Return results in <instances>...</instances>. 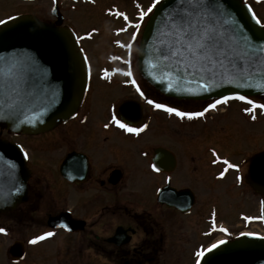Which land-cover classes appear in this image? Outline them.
Here are the masks:
<instances>
[{"label":"flooded vegetation","instance_id":"1","mask_svg":"<svg viewBox=\"0 0 264 264\" xmlns=\"http://www.w3.org/2000/svg\"><path fill=\"white\" fill-rule=\"evenodd\" d=\"M47 1L50 7L45 10V18H39L72 28L69 25L71 19L59 4L70 0ZM243 1L252 7L264 25V0ZM52 7L57 8V16H54ZM77 34L81 36L82 32ZM126 64L127 72L131 73L129 81L107 79L105 72L96 78L91 76L86 97L77 114L53 130L23 135L0 127V138L7 136L9 139H5L12 145L2 154L8 155L10 160L7 166L10 176L19 181L16 194L25 196L14 209L0 213V228L5 229L0 232V238L10 243L5 248L7 264H25L29 246H40L53 235L62 237L56 242L51 257L48 256L50 264H166L168 242L181 243L182 237H187V244L190 242L189 233L182 234L184 229L179 223L180 218L196 217L201 205L200 188L209 196L216 188L225 192V239L264 232L263 195L247 183L251 159L264 150L260 146L254 151H244L239 142H231L227 133L223 143L212 141L210 136L215 131L209 132L210 128L202 130L203 136L199 141L197 130L200 119L206 122L213 116L211 114L218 112L222 116L231 104L241 106V114L249 122H259L262 97H248L256 105L254 108L248 100L241 103L220 100L221 103L205 112L209 104L218 100L167 98L148 83H143L138 76L133 77L132 61ZM113 85H119L128 92H123L121 98L119 93L110 98V94L101 92ZM148 88L155 93L148 92ZM149 100L183 112L204 114L181 117L165 108L155 107ZM124 102L131 105L130 124H127L141 131L128 132L113 120L115 116L126 123L120 115ZM248 108H253V111H245ZM137 109L140 115L135 117L136 113H133ZM216 135L219 136L218 131ZM191 142L197 151L199 145L203 146V160L191 156L192 151L187 150L190 153L187 157L183 153L188 161V176L182 177V157L178 150L182 144ZM180 177L185 179V184L180 183ZM149 181L157 184L153 192ZM175 192L183 193L181 208L169 207L166 203L167 193ZM159 193L163 203L158 200ZM137 197H141V201H136ZM240 197H252L249 199L251 204ZM212 198L203 200L206 204L200 217L209 227L199 233L198 217L196 237L208 239L214 236L215 229L210 225V219L212 214L218 215V210L213 207ZM232 198L235 203H232ZM252 204L257 205L254 211H251ZM247 207L249 212H246ZM59 215H62V225L54 228L49 219ZM36 229L41 231L35 232ZM46 232L53 235L32 243L34 237L43 236ZM22 253L24 257L18 260ZM34 257L47 259L41 251ZM29 264L38 262L30 260Z\"/></svg>","mask_w":264,"mask_h":264},{"label":"water","instance_id":"2","mask_svg":"<svg viewBox=\"0 0 264 264\" xmlns=\"http://www.w3.org/2000/svg\"><path fill=\"white\" fill-rule=\"evenodd\" d=\"M179 0H162L150 16L140 41L138 66L143 78L167 97L206 101L238 95L262 96V76L254 71L264 59V27L256 23L252 9L242 0H220L229 19L220 20L217 29L232 28L224 36L232 51L243 56L232 67L223 57L194 61L177 44L163 13L177 7ZM234 39H228L233 37ZM244 37L256 45L248 54ZM173 53H178L173 55ZM252 74L251 79L241 75ZM171 85V87H169ZM87 86V70L73 34L66 28L41 22L33 15H20L0 25V126L16 133H40L74 115ZM130 103L120 108L130 122ZM136 113V114H135ZM140 115L139 109L133 115ZM10 147L0 140V152ZM160 153L158 152V155ZM7 159L6 154L4 155ZM0 153V212L12 210L22 198L11 196L13 178ZM248 183L264 194V152L252 158ZM169 207L181 208L182 192L167 193ZM159 201L162 194H159ZM163 203V202H162ZM61 218L50 219L58 227ZM57 223V224H56ZM198 264H264V237L243 235L221 242L207 250Z\"/></svg>","mask_w":264,"mask_h":264},{"label":"rangeland","instance_id":"3","mask_svg":"<svg viewBox=\"0 0 264 264\" xmlns=\"http://www.w3.org/2000/svg\"><path fill=\"white\" fill-rule=\"evenodd\" d=\"M76 3H72L71 9L68 6L67 2L59 3L64 8L66 16L71 19L69 25H72V28L77 32H82L84 40L83 51L85 57L90 61L93 71H94V78L97 77V70L98 75L103 70H114L123 68L124 62L127 60L128 51L125 48H117L115 44H123L124 46L129 47L130 42L137 38V31H135V27L130 30L131 27L127 26V21L123 20L119 15L121 13L127 17V20L130 24L135 25L136 17H138L140 11L147 12L148 8L153 5V0H75ZM159 1V0H157ZM158 4V3H156ZM53 3L51 4V6ZM50 7V3L47 0H0V20L6 19L13 14H22L27 12H32L36 14L38 17L45 18V10L46 8ZM147 18V17H146ZM143 21V19H142ZM73 23V24H72ZM145 24V21L142 22ZM129 28V29H128ZM129 31V34L120 35V31ZM91 33V35H88ZM126 36V37H125ZM141 32L138 35V38L133 43V57L132 60L134 61L135 67H137V50L140 42ZM129 43L128 45L126 43ZM130 49V48H129ZM137 70V68H136ZM139 78L140 75L137 71H135ZM144 83V81L142 80ZM150 93H155L152 88H148L147 90ZM99 92V89H98ZM101 92H105L110 94V98L115 97V93H119V97H122L123 92H128L127 90H123L119 85H113L110 87H106ZM263 105H264V97H263ZM224 109V108H223ZM241 106L238 104H231L229 109H227L226 114L224 113L222 116H219V112L207 119L206 122L198 121L199 127V141L202 139L203 134H201L202 130L205 128H210V131H215V133L211 134L210 138L212 141L216 140L217 143H223L225 134L229 135L231 142L236 141L239 142L240 145L244 148V151L249 150H257L261 146V149L264 150V108L262 112V117L260 121L257 123L249 122V119L241 114ZM149 114L152 115L151 112ZM207 123V124H206ZM206 124V126L204 125ZM194 126V125H193ZM218 131V135L217 134ZM208 132V134H209ZM6 139H9L5 136ZM189 140L192 139L191 136L188 137ZM260 141V142H258ZM258 143V144H257ZM261 143V144H260ZM194 143L185 145L182 144L181 150H178L182 157V164L180 171L182 172V177L188 176V161L187 157L190 153L188 151H192L191 156H194L195 159L203 160V153L202 149L203 146L199 145L198 151L193 146ZM201 147V148H200ZM188 150V151H187ZM185 151H187L185 153ZM184 153V157L183 154ZM184 159V163H183ZM180 173V172H179ZM187 174V175H186ZM180 177V179L182 178ZM153 179V177H152ZM154 180V179H153ZM180 183L185 184V179L182 178ZM151 186V191L155 189L157 184L155 185L151 181L148 182ZM202 192L200 194V202L201 205L199 207V211L195 216L188 217V219L180 218L181 222L179 223L184 231L182 234L189 233L190 242L189 244L186 243L187 237H182L181 243L168 242L167 244V255H166V264H196L197 262V255L196 253L203 251L212 243L222 240L226 237V234L221 231H217L214 233L213 238H200L196 237L198 233L197 225L195 224L198 222L199 217V233H201L202 229L209 227L208 223L203 222V218L200 219L205 204L204 199L208 197H212L214 199L213 207L217 208L218 215L215 216L216 222H219L216 225L217 229H221V226L224 222V215L225 212V205H223L224 200H226L225 192L222 189L216 188L215 192L209 196L206 191L200 188ZM263 201H264V195ZM252 197H240L241 200H246L248 205L251 204L249 200ZM136 201H141V197L135 198ZM204 200V201H203ZM232 203H235L236 200L234 198L231 199ZM152 201L150 200V204ZM257 207V205H256ZM254 204H252V210L256 208ZM264 209V205H263ZM201 212V213H200ZM246 212H249L248 207ZM200 213V214H199ZM195 215V214H194ZM209 217L206 216V218ZM217 218V219H216ZM205 221V220H204ZM170 222L168 221V213H167V225ZM214 224V222H213ZM41 231L40 229H36L35 232ZM264 234V232H262ZM62 236L53 235L52 237L48 238L42 245L38 246V244H32L29 246V255L27 258V262L25 264H29L31 262H38V264H50L49 257L52 254V250L56 242L60 241ZM8 240L0 238V264H7L6 259V250L5 248L9 246ZM41 251L44 252L46 260L36 259L34 256L37 255V252ZM34 257V258H33ZM37 257V256H36ZM36 259V260H35Z\"/></svg>","mask_w":264,"mask_h":264},{"label":"snow or ice","instance_id":"4","mask_svg":"<svg viewBox=\"0 0 264 264\" xmlns=\"http://www.w3.org/2000/svg\"><path fill=\"white\" fill-rule=\"evenodd\" d=\"M156 3L157 0H153V5L148 8L147 12L143 10L140 11V17L143 18L148 12H152ZM121 15L123 14L121 13ZM253 16L255 18V14H253ZM163 17L169 22V25L173 30V36L178 38L176 40L177 44L188 53L192 60L207 61L210 63L213 57L217 59L223 57L225 60H228L234 68L237 67V57L240 61L243 60L242 55L232 51L231 44L228 43V40H226L224 36L226 31H234V29L230 27L217 29L216 27V24L219 23L220 20L223 19L227 22V19H229L227 13L220 5V0H179L177 7L165 9ZM125 19H127V17H125ZM3 22L4 21L0 20V23ZM256 23L260 24L261 21L256 18ZM88 35H91V33ZM228 39H234V36L229 37ZM243 39L248 54L251 55L256 48V45L246 37ZM262 51H264V49H262ZM177 54L178 53H173V55ZM254 71H258L261 74L262 80L260 86H264V59L260 60L259 66L254 69ZM105 74L107 75V73ZM129 75H131L130 72ZM241 75L247 79L252 78V74L246 71L242 72ZM133 83H135V81H133ZM169 87H171V85H169ZM141 95H143V92H141ZM237 98L240 100H248V97L242 95H238ZM227 99L228 97L223 98L225 102ZM148 102L154 104L157 108H165L169 113H175L181 117L202 116L204 114L203 112H183L178 108L156 103L154 100H149ZM248 102L253 104V108L256 107L253 101L248 100ZM217 103H221V101L218 100L213 104H209L208 108H205L204 111L206 112L209 108H214ZM259 107L264 108V105H259ZM253 108L245 109V111L251 112L253 111ZM113 120L120 128L125 129L128 132H139L142 130L130 127L127 123L117 119L115 116H113ZM145 127L147 126L145 125ZM25 155H27V153H25ZM232 167H236V165H232ZM221 175H223V173H221ZM4 231V228H0V232ZM52 235V232H46L43 236L34 237L32 243H36L38 240H42L45 237ZM213 247H215V245H213ZM199 255H203V253H199Z\"/></svg>","mask_w":264,"mask_h":264}]
</instances>
